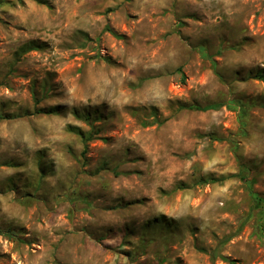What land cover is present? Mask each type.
Listing matches in <instances>:
<instances>
[{
	"label": "rangeland",
	"instance_id": "rangeland-1",
	"mask_svg": "<svg viewBox=\"0 0 264 264\" xmlns=\"http://www.w3.org/2000/svg\"><path fill=\"white\" fill-rule=\"evenodd\" d=\"M259 72L264 0H0V264H264Z\"/></svg>",
	"mask_w": 264,
	"mask_h": 264
},
{
	"label": "trees",
	"instance_id": "trees-1",
	"mask_svg": "<svg viewBox=\"0 0 264 264\" xmlns=\"http://www.w3.org/2000/svg\"><path fill=\"white\" fill-rule=\"evenodd\" d=\"M252 78L260 80V81H264V72L263 73L259 72V73L255 74L254 76H252ZM221 106H222L221 104H211V105H208V106H205V107H198V106L197 107L196 106L195 107L194 106L187 107V106L182 105L180 107V109H192V110H199V111H208V110H217V109L221 108ZM42 112H44V111H42ZM76 133L85 142H87V140H89L91 138V137H86L83 134V132H81V131H77ZM203 182H205V183H213V182H216V179H206ZM8 234L10 235V233H8Z\"/></svg>",
	"mask_w": 264,
	"mask_h": 264
}]
</instances>
